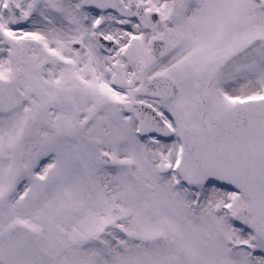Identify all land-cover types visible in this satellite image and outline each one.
Masks as SVG:
<instances>
[{"label":"snow or ice","instance_id":"6c2138e0","mask_svg":"<svg viewBox=\"0 0 264 264\" xmlns=\"http://www.w3.org/2000/svg\"><path fill=\"white\" fill-rule=\"evenodd\" d=\"M0 264H264V0H0Z\"/></svg>","mask_w":264,"mask_h":264}]
</instances>
